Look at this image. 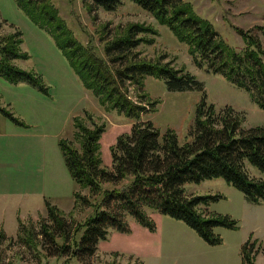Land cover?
I'll use <instances>...</instances> for the list:
<instances>
[{"label": "rangeland", "instance_id": "rangeland-1", "mask_svg": "<svg viewBox=\"0 0 264 264\" xmlns=\"http://www.w3.org/2000/svg\"><path fill=\"white\" fill-rule=\"evenodd\" d=\"M50 1L75 37L83 43L90 41L106 59L107 42L115 34L123 33L129 24L143 23L156 28L157 35L151 44H140L118 62L155 60L164 55L163 62L170 61L176 68H184L202 84L201 89L177 91L169 90L163 79L149 75H143L138 82L125 81L130 100L143 101L141 120H150L161 136L172 130L180 144L191 141L196 109L202 99L217 111L231 107L241 120V129L264 126V109L255 104L248 91L220 74L198 67L188 52V45L179 42L167 26L133 1L120 0L113 10L97 7L91 0ZM186 1L214 24L224 40L237 48L243 42L235 27L246 30L264 26V0ZM18 31L22 38L21 51L27 57L11 62L39 76L47 92L26 81L11 83L0 75V105L24 123V126L14 124L0 114V234L3 235H0V264H56L54 257H45L22 243L24 229L40 230L39 222L48 215L45 200L63 210L67 221H83L93 214V208L76 203L73 193L79 190L81 196L91 201L94 198L88 188H80L71 178L59 139L67 138L80 147L74 139L75 116L89 127L93 122L103 124L99 140L101 166L110 169L111 146L120 136L131 134L136 120L117 109L101 106L84 87L54 38L32 22L18 0H0V45L5 36ZM253 31L264 45L260 29ZM155 99L158 102L149 103ZM244 165L250 176L264 178L247 159ZM183 188L187 195H218L216 199L202 202L199 210L205 214L227 215L237 222L233 228L214 229L220 243L209 244L183 221L145 207L155 222L154 229L128 217L130 231L109 229L106 237L98 241L96 253L87 264H134L137 260L141 264H246L241 252L247 240L256 243L251 251L254 263L264 264V201H248L222 177L186 182ZM72 264L82 263L74 259Z\"/></svg>", "mask_w": 264, "mask_h": 264}, {"label": "trees", "instance_id": "trees-1", "mask_svg": "<svg viewBox=\"0 0 264 264\" xmlns=\"http://www.w3.org/2000/svg\"><path fill=\"white\" fill-rule=\"evenodd\" d=\"M91 1L105 10H113L120 4V0ZM131 1L152 13L179 42L187 44L198 67L220 74L245 89L255 104L264 109V45L253 31L260 29L264 35V26L246 30L235 27L243 42L237 48L224 40L214 24L198 14L189 1ZM18 3L36 26L54 38L84 87L101 106L107 110L117 109L136 120L131 134L120 136L111 146L112 167L106 169L101 166L99 142L104 125L93 122L89 127L78 116L73 118L74 139L80 147L64 137L59 139L58 145L75 184L88 188L94 196L91 201L76 190L73 193L75 202L91 206L93 214L83 221H67L63 210L45 200L47 218L39 222V231L32 227L24 229L21 241L25 246L45 257H54L58 261L56 264H72L74 259L87 264L96 253L98 241L106 237L109 229L130 231L128 217L154 229L155 222L147 215L145 207L183 221L204 241L215 245L220 243V237L214 229L218 226L233 228L237 222L227 215L200 211L202 202L219 196L187 195L184 183L222 177L248 201H264V178L250 176L244 165L247 159L264 175V126L241 129V120L231 107L217 111L205 99L196 109L193 139L183 144L178 142L174 131L168 130L161 136L150 120H141L140 114L145 107L140 104L142 100L138 103L130 100L125 81L138 82L143 75H149L163 79L169 90L202 88L195 76L184 68H176L170 61L163 62L164 55L155 60L118 62L140 44H151L157 35L155 27L129 24L123 33L115 34L107 42L106 59L90 41L83 43L75 37L52 1L18 0ZM21 43L19 31L3 38L0 75L11 83L26 81L46 93L47 88L39 76L11 62L27 57V53L21 51ZM155 101L158 102L155 99L149 103ZM0 114L14 124L24 126L7 107L0 105ZM108 183L115 185H104ZM255 244L247 240L242 246L241 254L246 264H255L251 252ZM134 264L141 262L137 260Z\"/></svg>", "mask_w": 264, "mask_h": 264}]
</instances>
